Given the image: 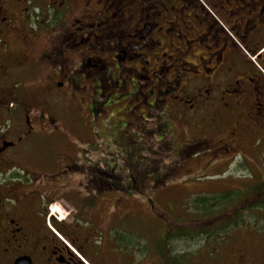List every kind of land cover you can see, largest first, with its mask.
I'll use <instances>...</instances> for the list:
<instances>
[{
    "label": "flooded vegetation",
    "instance_id": "af4514ba",
    "mask_svg": "<svg viewBox=\"0 0 264 264\" xmlns=\"http://www.w3.org/2000/svg\"><path fill=\"white\" fill-rule=\"evenodd\" d=\"M256 140L264 0H0V264H264V232L128 203Z\"/></svg>",
    "mask_w": 264,
    "mask_h": 264
},
{
    "label": "rangeland",
    "instance_id": "374dc122",
    "mask_svg": "<svg viewBox=\"0 0 264 264\" xmlns=\"http://www.w3.org/2000/svg\"><path fill=\"white\" fill-rule=\"evenodd\" d=\"M248 151V150H247ZM146 159H143V162ZM143 166V171L152 172L155 169L154 161L148 160V164ZM128 168L131 165H127ZM218 175L214 177H201L199 174L193 177H183L178 180H170L162 186L156 182V177L141 178L138 177L137 183L133 186L132 198L128 203L142 205H155L160 211V219H167V214L175 213V219L192 220L198 218L200 202L224 204L228 208H232L235 203L240 202L243 192L248 191L253 186L264 182V147L259 140H256L252 151L239 153L230 164L217 170ZM205 179L219 180L220 183L204 186ZM191 181V182H188ZM134 187L137 188L134 191ZM219 188L223 193L215 196H207L202 193L204 189ZM226 190H229L226 192ZM247 194V192H246ZM203 197V198H202ZM204 198H208L207 201ZM210 198V199H209ZM245 228L237 231L241 239L253 242V236L264 232V210H257L245 214ZM245 231V232H244ZM236 232V231H235ZM248 232V233H246ZM226 234V233H225ZM248 241V242H249Z\"/></svg>",
    "mask_w": 264,
    "mask_h": 264
},
{
    "label": "trees",
    "instance_id": "16d2710c",
    "mask_svg": "<svg viewBox=\"0 0 264 264\" xmlns=\"http://www.w3.org/2000/svg\"><path fill=\"white\" fill-rule=\"evenodd\" d=\"M204 199L207 201L208 198ZM240 200V202L233 205V208L222 207L220 210L211 208L209 207L210 203L201 201V206L203 205L205 208L201 210V207H199L198 218L190 221L193 223L200 221L219 222L224 233L231 227L245 225L246 220L244 217L246 213L264 210V182L253 186L247 191V194L246 192L244 193Z\"/></svg>",
    "mask_w": 264,
    "mask_h": 264
}]
</instances>
